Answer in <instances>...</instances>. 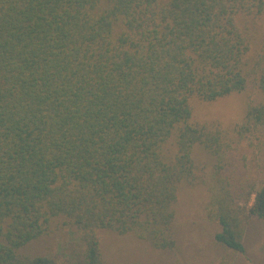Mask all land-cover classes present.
Instances as JSON below:
<instances>
[{
	"label": "trees",
	"instance_id": "obj_1",
	"mask_svg": "<svg viewBox=\"0 0 264 264\" xmlns=\"http://www.w3.org/2000/svg\"><path fill=\"white\" fill-rule=\"evenodd\" d=\"M233 94L231 131L193 122L194 98ZM197 145L218 161L215 241L244 253L264 185L237 194L222 170L264 147V0H0V264H58L22 251L55 221L79 234L61 264H108L102 231L174 250Z\"/></svg>",
	"mask_w": 264,
	"mask_h": 264
},
{
	"label": "rangeland",
	"instance_id": "obj_2",
	"mask_svg": "<svg viewBox=\"0 0 264 264\" xmlns=\"http://www.w3.org/2000/svg\"><path fill=\"white\" fill-rule=\"evenodd\" d=\"M247 100L245 94H233L213 102L194 98L193 122L217 124L229 132L243 120ZM175 151L169 142L165 147L167 157ZM194 159L196 180L180 185L174 205L177 247L172 251L158 250L132 234L120 236L102 231L101 245L108 264H264V220L252 217L246 221L244 253L234 252L215 241L221 228L207 218L206 206L210 186L215 184L218 176V161L199 145L195 146ZM222 171L237 194L242 186L260 189L264 185V147L250 150L240 146L228 151ZM253 202L254 195L249 206ZM79 246L76 230L55 221L47 235L22 251L61 264Z\"/></svg>",
	"mask_w": 264,
	"mask_h": 264
}]
</instances>
